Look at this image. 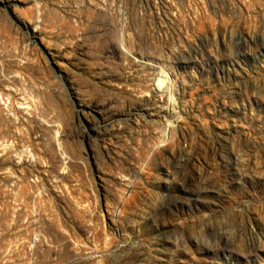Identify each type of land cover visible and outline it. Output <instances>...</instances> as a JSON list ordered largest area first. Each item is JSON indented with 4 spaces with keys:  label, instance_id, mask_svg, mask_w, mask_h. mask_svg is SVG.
I'll list each match as a JSON object with an SVG mask.
<instances>
[{
    "label": "rangeland",
    "instance_id": "rangeland-1",
    "mask_svg": "<svg viewBox=\"0 0 264 264\" xmlns=\"http://www.w3.org/2000/svg\"><path fill=\"white\" fill-rule=\"evenodd\" d=\"M2 72L0 264H264V0H0Z\"/></svg>",
    "mask_w": 264,
    "mask_h": 264
},
{
    "label": "bare ground",
    "instance_id": "bare-ground-1",
    "mask_svg": "<svg viewBox=\"0 0 264 264\" xmlns=\"http://www.w3.org/2000/svg\"><path fill=\"white\" fill-rule=\"evenodd\" d=\"M21 18V17H20ZM64 56V54H58V59H61V58H64L63 57ZM21 67V66H20ZM19 67V68H20ZM16 76V75H15ZM17 79H12L9 75L7 76V74L5 73V72H2L1 74H0V80H2L1 81V84H10V85H13V87H14V85H16L18 82H21L22 80H21V78H19V77H16ZM8 93H10V92H8ZM11 97H7L6 98V95L4 94V93H1L0 92V104L2 103V104H5L6 105V108H9V110H10V102H9V99H10ZM8 104V105H7ZM0 107H1V105H0ZM158 108H155L153 111L155 112V110H157ZM163 108L161 107V108H159L158 110H162ZM0 112H2V110H1V108H0ZM111 120V119H110ZM108 121V120H107ZM166 138H164L163 139V141L165 140ZM106 181V180H105ZM100 191V190H99ZM101 192V191H100ZM171 227V226H170ZM73 257H75L73 254H71V255H68L67 257H66V260H69V259H71V258H73ZM80 259V258H79ZM75 260V261H73L71 264H79L80 262H81V260ZM85 261V260H84ZM182 261H177V262H174V263H171V264H180Z\"/></svg>",
    "mask_w": 264,
    "mask_h": 264
}]
</instances>
